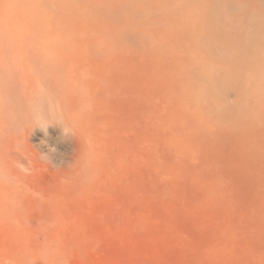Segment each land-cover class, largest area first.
<instances>
[{
    "label": "rangeland",
    "instance_id": "obj_1",
    "mask_svg": "<svg viewBox=\"0 0 264 264\" xmlns=\"http://www.w3.org/2000/svg\"><path fill=\"white\" fill-rule=\"evenodd\" d=\"M0 264H264V0H0Z\"/></svg>",
    "mask_w": 264,
    "mask_h": 264
},
{
    "label": "bare ground",
    "instance_id": "obj_2",
    "mask_svg": "<svg viewBox=\"0 0 264 264\" xmlns=\"http://www.w3.org/2000/svg\"><path fill=\"white\" fill-rule=\"evenodd\" d=\"M161 9H162V8H161ZM161 9H160V10H161ZM62 25H63V24H62ZM255 31H256V33H258V29H257V30H255ZM255 31H254V32H255ZM252 36H253V35H252Z\"/></svg>",
    "mask_w": 264,
    "mask_h": 264
}]
</instances>
